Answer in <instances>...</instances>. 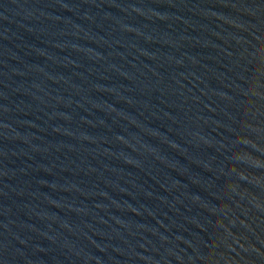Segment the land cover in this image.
Returning <instances> with one entry per match:
<instances>
[{"label": "water", "instance_id": "1", "mask_svg": "<svg viewBox=\"0 0 264 264\" xmlns=\"http://www.w3.org/2000/svg\"><path fill=\"white\" fill-rule=\"evenodd\" d=\"M0 264H264V0H0Z\"/></svg>", "mask_w": 264, "mask_h": 264}]
</instances>
